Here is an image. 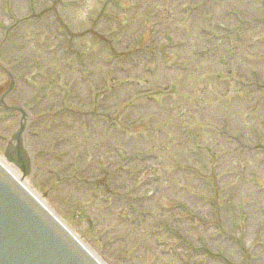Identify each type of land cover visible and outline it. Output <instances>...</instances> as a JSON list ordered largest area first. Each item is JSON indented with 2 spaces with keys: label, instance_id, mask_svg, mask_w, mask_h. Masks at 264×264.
I'll return each instance as SVG.
<instances>
[{
  "label": "rangeland",
  "instance_id": "obj_1",
  "mask_svg": "<svg viewBox=\"0 0 264 264\" xmlns=\"http://www.w3.org/2000/svg\"><path fill=\"white\" fill-rule=\"evenodd\" d=\"M0 64L27 186L103 264H264V0H0Z\"/></svg>",
  "mask_w": 264,
  "mask_h": 264
},
{
  "label": "water",
  "instance_id": "obj_2",
  "mask_svg": "<svg viewBox=\"0 0 264 264\" xmlns=\"http://www.w3.org/2000/svg\"><path fill=\"white\" fill-rule=\"evenodd\" d=\"M0 97V108L16 111L20 121L8 141L5 158L24 176L31 174L30 154L23 135L28 122L23 108L4 102L14 88ZM0 264H98L73 235L0 166Z\"/></svg>",
  "mask_w": 264,
  "mask_h": 264
},
{
  "label": "bare ground",
  "instance_id": "obj_3",
  "mask_svg": "<svg viewBox=\"0 0 264 264\" xmlns=\"http://www.w3.org/2000/svg\"><path fill=\"white\" fill-rule=\"evenodd\" d=\"M0 163L7 169V171L13 176V178L20 183H22L24 186L28 187V181L27 177H30L32 174L29 176H24L23 173L20 171L15 170L11 164L6 160V158L3 156L2 158L0 157ZM32 165V164H31ZM22 173V174H21ZM29 188V187H28ZM32 192L35 194V192L32 190ZM36 195V194H35ZM36 197L40 200L41 203H44V200L41 199L38 195Z\"/></svg>",
  "mask_w": 264,
  "mask_h": 264
}]
</instances>
